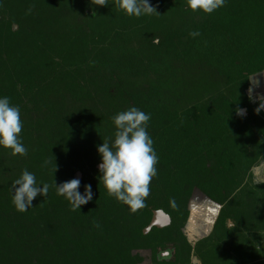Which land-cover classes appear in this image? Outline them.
Instances as JSON below:
<instances>
[{"label":"trees","instance_id":"16d2710c","mask_svg":"<svg viewBox=\"0 0 264 264\" xmlns=\"http://www.w3.org/2000/svg\"><path fill=\"white\" fill-rule=\"evenodd\" d=\"M108 3L0 0V98L19 106L27 148L0 147V264H264V183L251 175L264 179V110L249 92L264 71V0H226L211 14L149 0L158 13L139 18ZM133 106L151 115L159 158L136 213L107 194L97 167L113 117ZM25 169L50 188L19 212L12 184ZM72 179L94 194L75 211L55 188ZM190 198L193 226L215 221L193 243L182 230ZM158 208L169 225L143 233Z\"/></svg>","mask_w":264,"mask_h":264},{"label":"clouds","instance_id":"9594fccd","mask_svg":"<svg viewBox=\"0 0 264 264\" xmlns=\"http://www.w3.org/2000/svg\"><path fill=\"white\" fill-rule=\"evenodd\" d=\"M91 2L96 6L106 7L109 4L108 0H91ZM114 4L128 16L137 18L142 15L158 13L149 0H114ZM187 4L193 12L203 11L206 14H211L224 7L226 0H187ZM29 12H31V8ZM189 35L196 37L200 33L192 31ZM156 42H158V38H156ZM249 92H252L251 88ZM249 98L253 99L251 95ZM258 99L260 104L255 109L257 114L264 110V95H259ZM237 114L243 115L244 110L237 109ZM150 120V114H146L135 106L118 113L113 117L116 127L114 141L110 144L107 140H103V144L98 146V152L102 156V163L99 165V170L102 173L100 180L103 182L107 194L129 206L132 213L146 207L145 202L151 194V182L157 176L156 165L159 158L153 147L154 141L147 131ZM23 127L19 106L12 104L7 96L0 98V147L10 149L13 156L27 155V148L21 140ZM49 163L48 160L44 162L45 166ZM262 163H264V158H262ZM56 171L57 165L55 164ZM251 175L253 183H264V179L259 178L256 167L252 169ZM247 180L248 178L245 177L241 188L247 183ZM80 186L79 179H72L59 185L55 181L57 194L69 201L73 211L81 209L82 205H86L93 199L91 185H85L84 194L79 192ZM49 188L50 185L47 183H44L42 187L38 186L35 175L25 169L21 177L12 184V203L17 211L26 212L32 207L33 200L38 195L47 197ZM239 190L240 188L236 191L239 192ZM234 197L235 193L232 198ZM170 203L174 209L178 210L174 198ZM170 255V252L164 253L165 257H170Z\"/></svg>","mask_w":264,"mask_h":264},{"label":"water","instance_id":"95a60500","mask_svg":"<svg viewBox=\"0 0 264 264\" xmlns=\"http://www.w3.org/2000/svg\"><path fill=\"white\" fill-rule=\"evenodd\" d=\"M262 73H264V71H263ZM240 109H241V110H244V114H243V115H245V114H246V110H245V108L243 107V108H240ZM100 164H101V163H98V164H97V167H98V168H99V165H100ZM80 176H81L80 171H75V172H74V177H75V178H80ZM188 209H189L188 224L183 228V232H184V233H185L186 227H188V226L190 225V223H191V225L193 226V224H194V219H195V217H196V214L198 215L197 208H196V206H195V204L193 203V201H192L191 198H190V200H189V202H188ZM215 215H216V212L212 213V216H209V217H210V221L208 220V222H210L209 224H211V223L214 221V219H215ZM170 221H171L170 216H169L168 213H166L164 210H162V209H160V208H158V209H153V210H152V214H151V218H150L148 224H147L146 226L143 227L142 231H143V233H147V232L151 229V227H153V226H155V227H159V228L164 227V226H167V225H169ZM211 225H212V224H211ZM211 225H208L207 227H203V229L209 231L210 228H211ZM194 231L196 232V235H195V236L192 234V237L194 236V237H193V238H194V241H195L196 239L200 238L201 236H203L204 234L207 233V232H204L203 230H200V231H202V232H197L196 229H195ZM193 233H194V232H193ZM194 234H195V233H194ZM185 235H186V233H185ZM186 237H187V235H186ZM187 239H188L191 243L194 242L193 240H190L188 237H187Z\"/></svg>","mask_w":264,"mask_h":264},{"label":"rangeland","instance_id":"374dc122","mask_svg":"<svg viewBox=\"0 0 264 264\" xmlns=\"http://www.w3.org/2000/svg\"><path fill=\"white\" fill-rule=\"evenodd\" d=\"M261 77H262V79H264V75H259L258 76V79H256V81H260L261 80ZM252 84V87H253V89H252V94H257L258 96L259 95H264V83H260V84H257V85H255V83H251ZM251 94V95H252ZM264 167V163H263V165L262 166H260L259 168H263ZM258 172H259V178L261 177H263L262 176V172H261V170H259L258 169ZM260 178V179H261ZM208 220H210V217H207V221ZM199 225H196V226H192L191 225V223H190V225L188 226V227H186V230H185V233H186V235H187V237L190 239V240H193L194 241V236L196 235V232L194 231L195 229L197 230V232H202V231H200V230H203L204 232H207V230H204V229H202V228H200V226L198 227ZM183 230V229H182ZM195 234H194V233ZM192 234L194 235L193 237H192Z\"/></svg>","mask_w":264,"mask_h":264},{"label":"flooded vegetation","instance_id":"af4514ba","mask_svg":"<svg viewBox=\"0 0 264 264\" xmlns=\"http://www.w3.org/2000/svg\"><path fill=\"white\" fill-rule=\"evenodd\" d=\"M255 96H256V98H258V95H257V94H256ZM255 96H254V97H255ZM241 108H243V107H241ZM239 109H240V108H239ZM245 110H246V109H245ZM222 205H223V204L220 203V207H219L220 209H221ZM220 209H218L217 215H218ZM215 217H217V216L215 215ZM214 223H215V221H214ZM214 223H213V225H214ZM232 224H233L232 221H231L229 218H227V219H226V225L229 227V226H231ZM213 225L211 226L208 235H210V233H212ZM215 236H216V235L214 234L213 237L215 238ZM165 252H167V251H165ZM165 252H164V253H165ZM194 260H195V256H194V255H191V256H190V262L192 263ZM148 263H149V262H146V264H148Z\"/></svg>","mask_w":264,"mask_h":264},{"label":"crops","instance_id":"0c3cea01","mask_svg":"<svg viewBox=\"0 0 264 264\" xmlns=\"http://www.w3.org/2000/svg\"><path fill=\"white\" fill-rule=\"evenodd\" d=\"M259 75H264V73H261V74H259ZM260 83H261V84L264 83V79H262V77H261Z\"/></svg>","mask_w":264,"mask_h":264}]
</instances>
